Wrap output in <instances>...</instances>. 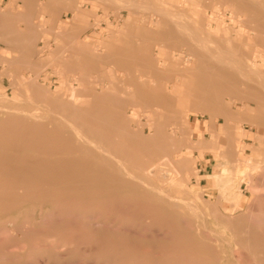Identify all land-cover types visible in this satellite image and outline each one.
I'll return each mask as SVG.
<instances>
[{
  "label": "bare ground",
  "instance_id": "bare-ground-1",
  "mask_svg": "<svg viewBox=\"0 0 264 264\" xmlns=\"http://www.w3.org/2000/svg\"><path fill=\"white\" fill-rule=\"evenodd\" d=\"M251 14L246 12L244 17L250 18ZM197 87L195 94L201 97V85ZM251 93L257 104L255 114L245 105L235 114L224 106V112L217 99L212 104L200 98L193 105L179 101L176 109H166L164 113L174 115L176 128L184 134L185 148L201 157L204 151L214 149L216 141L196 138V132L206 128L215 135L222 132L227 148L223 146L219 156H231L234 162L239 146L236 132L241 124L262 132L264 94L257 88ZM66 106L62 109H70L71 117L60 116L59 122L57 114L58 117H46L0 105V218L7 212L15 215L12 228L22 241L16 245L13 261L3 264H236V259L246 262L253 254H243L238 248L261 249L263 254V231H240L235 226L236 216L213 212L215 223L227 221L231 227V240L224 247L221 239L225 236L219 238L209 218L198 214L194 201L188 200L185 205L183 199L171 195L172 190L181 192V180L196 175L192 166L174 173L167 166L170 170H164L163 175L171 180L170 188H160L153 181L152 165L146 164L153 154V139L152 149L147 150L144 139L134 140L138 132L119 133V138L113 140L107 133L110 123L95 116L92 119L89 102ZM134 110L135 114L139 112L138 108ZM143 110L153 120L146 137L155 139L159 133L155 112L153 108ZM191 114L208 115L210 120L194 123ZM220 118L223 124L218 126ZM181 147L178 151L182 153ZM185 157L192 163L196 161L190 155ZM216 180L220 181V175L212 179ZM30 208L37 211L31 217L36 216L39 225H32ZM26 240L30 245L25 244ZM260 259L264 260V256Z\"/></svg>",
  "mask_w": 264,
  "mask_h": 264
},
{
  "label": "rangeland",
  "instance_id": "rangeland-1",
  "mask_svg": "<svg viewBox=\"0 0 264 264\" xmlns=\"http://www.w3.org/2000/svg\"><path fill=\"white\" fill-rule=\"evenodd\" d=\"M150 1V5L147 6V0H138L140 6L129 8L118 6L112 1L106 0H80L82 7H88L91 4L95 9V14L92 16L95 19L93 25L97 27L98 49H101L100 46L103 41H109L111 37L123 33L125 27L119 23H127L124 22V19L133 17V21H136L138 19L142 20L144 16L145 18L148 16L161 17V15L165 13L174 11L170 5V3H172L170 1ZM209 2V0H201L197 5L192 6L190 10H179V12L184 19L193 20L204 10L206 5L211 4ZM216 3L219 11L224 14L223 22L221 21L222 24L218 27L220 28L218 35L223 37V29L228 28V24L226 25V23H237V21L231 18L230 10H225L223 3H220V1L219 3L213 1V5H216ZM87 11L88 10H86V12ZM216 11L217 10H214V14ZM196 28L200 30V32H216L215 26L213 30L207 27V31L205 26ZM242 28L246 29L245 27ZM227 34L228 33H225L226 37ZM177 46L176 53L172 55V60L182 63L183 66H187L189 63L185 58L188 57V47L185 44L179 43ZM2 59H5V57L0 58V61ZM9 59V62H1V65H4V69L10 70L11 72L0 73V105H10L22 111H30V113L46 117L59 116V120L57 119V121L60 122V116L71 117L70 109H62L63 106H66V103H70L69 105L74 107L81 105L83 102H89L92 119H107L110 123L107 133L111 134L113 140L119 138V133H132L134 135V132H138L137 134L135 133L137 138L134 136V140L140 142L144 139V149L147 150L152 149L151 139H153V154L147 159L146 164L152 165L154 172V176H152L153 181L160 188H170L171 180L163 175V171L169 169L166 168L167 166H170V169H172H169L170 173H174L175 171L181 172L183 169H186V167L194 168L196 175L194 176L191 174L187 179L181 180V183H178L181 187V192L172 190L171 195L175 198L183 199L185 205H187L186 203H188V200L194 201L198 208L195 207L198 210L200 209L198 211L195 208L198 214L200 212L204 218H209L212 229L216 230L218 235L220 234L219 238L221 239L225 236V239H221L224 247H227L226 242L231 240V227L228 225L227 221L215 223L212 219L213 212L231 213L233 217L236 216L235 226L236 229L240 231L248 228L255 232H264V121H262V134L258 132L255 126L253 127L247 123L241 124V127L236 132L239 146L233 157L235 159L234 162L231 160V156H225L224 158L219 156L221 148L223 146L224 149L227 148V144L223 143L222 132L215 135L214 132L207 128L198 130L195 134L196 138L214 139L216 141L214 149L204 151L201 157L197 152L191 153L188 148H185L187 143L184 139L183 132L176 128L177 123L173 120L174 115H170L167 112L164 113L166 109L172 110L173 107L176 109L177 106L166 107L156 104H137V102H152L153 100L137 99L132 96L131 93H134V91L129 90V83L123 82L127 75L130 74L122 72L119 69H114L111 63L102 65L97 64L96 68H90L87 64L85 66L82 64L81 66L74 67L72 64L64 65L63 63L65 61L66 64H68L69 61H73V58H64L62 55H57L42 59L45 66L41 69H48V71L44 73H30L28 71L31 70V66L28 62L31 59ZM99 59L101 60V58L98 57V61ZM249 60L245 61L256 63L255 69L248 68L249 65L247 67L246 62L242 66L247 67L246 72L250 71V69L253 73L257 71L259 78L256 86L257 89L259 91L261 90L264 94V52L259 45L252 51V57ZM81 61L84 62L87 61V59L81 58ZM89 69L91 70L88 73L87 70ZM79 70H81V73L77 72ZM144 78H149V75H145ZM172 84L173 83L165 85L169 90L168 94H172ZM244 98L245 97H242L241 100L251 101L248 98ZM231 99L232 97L230 96L224 97L225 101H230ZM69 105L67 106L69 107ZM141 106H143V108H153L155 112L153 117L156 119L155 122L159 126V135H156V140L146 137L150 132V125L153 120L149 112L144 111ZM242 107L243 105L235 108L240 111ZM246 107L251 109V112L255 114L257 106L251 105ZM137 108L139 112L135 114L134 109ZM56 114L58 116H56ZM93 116L95 117L93 118ZM134 116L137 117V120L130 119V117ZM204 116L208 115H194L195 119L193 120L192 116L191 121L194 123L207 122L201 121L204 119L201 117ZM220 117L223 116L220 115ZM260 118L264 119V114H262ZM116 124H120L121 127ZM221 124L223 123L220 120L218 126H221ZM132 128L134 129L132 130ZM138 129H140V131ZM124 138L123 136L122 140H124ZM179 146H182V153L178 151V149H180L178 148ZM187 155H190L192 159H196L194 162L195 164L185 157ZM218 175H220V181L218 180L217 182L216 180V182H213L212 179H215ZM184 203L181 204L184 205ZM215 207L216 209L214 211ZM33 213H37V211L30 208L29 219ZM33 216L31 217L32 219H30L32 225H39V219L36 216L33 218ZM15 222V215H11V212L5 213L3 219L0 218V229L3 230H0L1 264L6 263V261H13L11 257L17 250L16 245L22 243V241L16 237L15 230L12 228ZM243 234L244 233H241V236ZM26 242V245H30L28 243L29 241L26 240ZM234 247L236 249L238 248L237 246ZM238 249L241 252H245L243 254L248 252L251 255V253H253L251 257L253 260L250 256L248 259L251 261L247 259L250 262L247 260L245 262L243 259H240L242 261L236 259V264L240 262L241 264L242 262L243 264H264V260L260 259L264 256V250L262 254L261 249L250 248L248 249L249 251L242 248Z\"/></svg>",
  "mask_w": 264,
  "mask_h": 264
},
{
  "label": "crops",
  "instance_id": "crops-1",
  "mask_svg": "<svg viewBox=\"0 0 264 264\" xmlns=\"http://www.w3.org/2000/svg\"><path fill=\"white\" fill-rule=\"evenodd\" d=\"M106 1L129 8L140 6L138 0ZM167 1L172 2L170 5L174 11L161 17L144 16L136 21L133 17L126 18L124 22L127 23H119L125 27L123 33L103 41L101 49H98L97 27L93 25L95 19L92 16L95 9L91 4L83 8L80 0H0V58L5 57L0 61V73L11 72L1 65V62H9V58L31 59L28 72L44 73L48 69H41L45 66L42 59L62 55L73 58L68 64L64 61V65L87 64L96 68L97 64L111 63L114 69L129 73L131 76L127 75L123 82L129 83V90L134 91L131 95L137 99L153 100L137 102L140 105L177 106L179 101H183V105H193L197 104L198 98L211 100L214 104V99H217L219 108L223 110L225 106L234 114L239 111L235 107L256 106L251 93L257 88L259 78L257 71L251 72L256 63L245 60L252 57V51L258 45L264 52V17L261 18L264 0H209L211 4L206 5L193 20L184 19L179 10H190L201 0ZM213 1L223 3L224 9L230 10L231 18L237 21H225L228 28L223 29V37L218 35V27L224 14L219 11L217 3L213 5ZM146 3L149 6L151 1ZM239 9L245 14L256 13V18L252 14L250 16L254 18L244 17ZM214 10H217L215 14ZM201 26H205L206 31L207 27L213 30L215 26L216 32H200L196 27ZM225 33H228L227 37ZM178 43L188 47L187 66L172 60ZM98 57L101 60L98 61ZM81 58L87 61L82 62ZM245 62L250 71L246 72L247 67L242 66ZM77 72L81 73V70ZM145 75L149 78H144ZM171 83L172 94H168L165 85ZM198 85L203 91L201 97L195 94ZM249 85L253 87L251 90ZM225 96L232 99L225 101ZM242 97L252 102L242 101ZM192 116L194 120V115L190 119ZM201 118H204L201 121L210 120L209 116Z\"/></svg>",
  "mask_w": 264,
  "mask_h": 264
}]
</instances>
